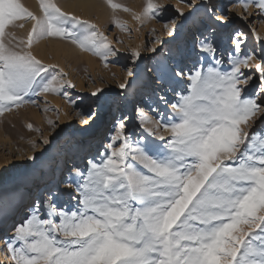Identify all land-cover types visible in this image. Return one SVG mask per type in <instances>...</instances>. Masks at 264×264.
<instances>
[{"label": "snow or ice", "instance_id": "snow-or-ice-1", "mask_svg": "<svg viewBox=\"0 0 264 264\" xmlns=\"http://www.w3.org/2000/svg\"><path fill=\"white\" fill-rule=\"evenodd\" d=\"M243 2L246 6L251 2L264 12V0ZM201 3L212 24L196 44L199 62L187 72L179 66L157 69L161 90L170 84L186 83L191 91L190 95L177 92L179 100L175 103L166 95L158 97L181 118L179 123L169 125L162 113L158 115L170 138L166 140L149 128L133 152L123 118L114 122L102 153L106 159L102 163L89 160L86 172L78 167L70 169V176L82 180L66 181L70 185L68 196L78 207L59 205L55 193L49 190L27 206L21 220L12 223L13 235L7 238L5 247L17 264H264V259L237 261L247 233L236 235L241 224L256 217L258 209L264 210V138L259 140V147L253 145L255 156L248 154L243 159V153L237 155V145L246 151L245 138H251L250 132L239 125L250 119L253 123L264 122V38L252 31L257 46L246 50L249 33L228 31L233 19L228 10L221 9L217 15L211 0ZM169 7L148 0L144 14L164 19ZM42 8L45 20H38L33 30L41 36H67L69 29L56 26L63 24L60 8L51 3ZM175 12L181 18L192 14L180 9ZM24 16L36 19L18 0H0V37L7 24ZM171 22L176 24V18L172 17ZM164 23L168 27L167 19ZM169 32L175 36L177 29L169 28ZM102 36L91 31L82 39L74 34L71 38L80 48H91L97 55H117L99 40ZM132 56L139 58L140 53L133 52ZM257 58L260 62L245 72L243 69ZM225 63L229 70H220ZM47 71L30 53L20 54L0 42V111L23 102V95L34 90L37 77L43 79L41 73ZM128 75L133 72L129 70ZM55 81L52 76L41 85L42 90H53ZM250 87L256 93L242 98ZM91 95L95 107L77 113L82 125L76 128L69 123L66 129L56 132L57 136L66 130L70 137L85 133L96 124L103 114V93L97 90ZM43 144L51 147V140L45 138ZM164 152L168 153L167 159L157 160L156 156ZM188 157L193 158L191 163ZM36 159L29 156L19 167L33 169ZM222 160L235 161L238 166H225ZM37 178L25 171L3 179L0 224L7 225L10 218L14 219L23 199L22 187ZM133 201L140 206L133 207ZM256 218L260 223L255 227L260 228L264 216ZM174 227L178 230L173 231ZM261 240L264 243V237ZM249 253L264 257V247L257 251L248 246L245 257Z\"/></svg>", "mask_w": 264, "mask_h": 264}, {"label": "rangeland", "instance_id": "rangeland-1", "mask_svg": "<svg viewBox=\"0 0 264 264\" xmlns=\"http://www.w3.org/2000/svg\"><path fill=\"white\" fill-rule=\"evenodd\" d=\"M33 1H37L39 6L37 9L30 4V0H18L36 19L24 16L7 24L4 30L6 36L0 37V42H3L7 49L15 50L20 54L30 53L48 71L41 73L43 79L37 77V83L33 86L34 90L23 95V102L0 111V183L6 177H14L25 171L32 172L38 178L31 184L24 185L23 199L17 206L14 219L10 218L7 225H4L3 231H0V238L13 235L12 223L21 220L24 212L27 211V206L38 198L39 184L44 195H47L49 190L55 193L59 205L69 209L78 207L76 202L68 196L66 189L70 185L66 181L73 180L75 183H81L82 180L79 177L70 176L68 167H65L68 159L64 153L71 151L77 157L74 161L75 167L85 172L88 170L89 160L102 163L103 159H106L102 158V153L107 147V138L111 134L114 122L118 123L123 118L133 152H135L137 141L149 128L154 129L157 135H163L166 140L170 138L171 133L165 130L167 126L158 120V115L162 113L169 125L179 123L181 118L171 111L170 105L165 106L158 97L166 95L168 101L175 103L179 100L177 92L190 95L191 91L186 83L170 84L161 90L157 69L164 66L172 69H177V66L184 67L185 72L191 69L199 62L196 44L202 34H208L207 29L212 24L209 12L201 0H152V3L158 6H170L164 17L168 20V27H165L164 19L144 14L148 0H97L96 8L88 6L85 10L78 7L70 9L69 3L75 0ZM189 2L192 3L191 8ZM50 3L60 8L63 24L57 23L56 26L69 29L67 36L47 34L41 36L33 30V25L38 20L41 22L45 20L42 5ZM211 4L217 8V15L220 14L221 9H227L229 16L233 17L228 31L239 29L249 33L246 50L257 46L252 39V31L264 38V12L255 4L249 2L246 6L243 0L240 3H237V0H211ZM175 9H180L185 14L189 12L192 14L181 18ZM172 17L176 18V24L171 22ZM71 18L75 20L72 21ZM169 28H176L177 34L175 36L170 34ZM91 31H95L98 36L102 33L103 36L99 37V40L107 43L118 54L97 55L91 48L82 49L79 44L72 42L73 34L82 39ZM43 44L45 51H42ZM103 51L104 49L101 48V52ZM133 52H139L140 57L133 58ZM258 62H260L258 58L251 60L250 67L243 70L252 71V66ZM207 63L205 60L204 64L207 65ZM129 70L133 72L132 76L128 75ZM151 70H154L156 78L151 79L153 84L150 88H145ZM220 70L228 71V64L225 63ZM204 71H207L206 67ZM52 76L56 77L52 85L53 90L44 92L41 85ZM122 84L125 85L123 89L120 87ZM97 90H102L101 100L104 102L103 114L96 122L101 124L98 133L93 136L94 134L89 132L96 126L95 124L85 133L77 132L70 137L66 130L57 136L56 132L62 128L66 129L69 123L76 128L82 125L83 120L77 113L81 110L86 113L90 108L95 107V98L91 94ZM254 93L256 89L250 87L246 94H242V98L252 96ZM140 99L144 101V109L142 114L137 116ZM157 123L161 126L156 127ZM250 124L251 128L248 127ZM239 127L242 130L247 129L251 138H245L248 145L246 151L242 146L237 145V155L241 156L243 153V159H246L248 154L255 156L257 152L253 145L259 147V140L264 138V122L257 120L253 123L250 119ZM91 136L99 137L95 142L99 141L104 145L99 148L100 152L97 151L98 145L95 142L83 144ZM45 138L51 140V147L43 144ZM156 142L162 143L158 139ZM46 147L47 152L44 151ZM29 156L37 158L34 168L19 167ZM167 156L168 153L164 152L163 155L158 154L156 159L163 161L167 159ZM192 159L186 158L189 163ZM221 162L225 166H238L235 161L222 160ZM49 169H51L50 175L47 173ZM65 174L69 175L68 178ZM131 203L133 207L140 206L138 202ZM189 207L191 208V205ZM261 216H264V210L258 209L256 217ZM256 217L249 218L248 223L239 226L236 235L247 234L237 254V261L264 259L254 253H249L245 257L248 246L257 251L264 247L261 240V237H264V232L261 231L264 229V224H261L260 228L255 227L260 223ZM176 230L178 229H173V231ZM59 238L63 239L62 236ZM18 246L23 247L22 244ZM3 255L12 254L5 247ZM12 264H17L16 259L13 258Z\"/></svg>", "mask_w": 264, "mask_h": 264}, {"label": "bare ground", "instance_id": "bare-ground-1", "mask_svg": "<svg viewBox=\"0 0 264 264\" xmlns=\"http://www.w3.org/2000/svg\"><path fill=\"white\" fill-rule=\"evenodd\" d=\"M31 1V5L33 6V7H36L35 9H37V7H39L37 4L38 3H36L37 1H33V0H30ZM42 2V1H41ZM32 6H30V7H32ZM69 7H70V9H73L74 7H78V8H80V9H86V8H88V6H92V7H94V8H96L97 6H98V3H97V0H75V1H71L70 3H69V5H68ZM11 25V24H10ZM16 25V24H15ZM7 34V33H6ZM5 35V34H4ZM6 36V35H5ZM8 41V40H7ZM9 43H11V42H9ZM42 51H45L44 50V44H43V47H42ZM42 55L44 54V52L43 53H41ZM154 78H156V75H155V72H154V70H151L150 71V73H149V76H148V78H147V84H146V87L145 88H150L151 86H152V82H151V79H154ZM139 92H140V90H139ZM143 92H147L146 90H143ZM146 101V100H145ZM143 103H144V101L142 100L141 101V99H140V105H139V107H138V113H137V116H140L141 114H142V111H143V109H144V106H143ZM98 126H99V129H98ZM101 124L99 125V123H96V126L95 127H92L90 130H89V132H91L92 134H94L93 136H95L97 133H98V130H100L101 129ZM93 136H91V137H89L86 141H84V145H86V144H88L90 141H92V142H95L96 141V139H98L99 137H93ZM91 142V143H92ZM97 145H98V148H97V151H99L100 152V147L102 146H104V145H102L99 141L98 142H95ZM90 145V144H89ZM90 147V146H89ZM88 149V148H87ZM99 149V150H98ZM64 154H66L67 155V164L65 165V167H68V169H69V171H70V169H72V168H74L75 167V163H74V161L76 160V158L77 157H75L74 156V154L71 152V151H66ZM59 155H62V154H59ZM62 163H63V161H62ZM64 163H66L65 162V160H64ZM47 173L50 175L51 174V169H49L48 171H47ZM65 176H66V178H68V174H65ZM32 183V182H31ZM30 183V184H31ZM38 185V184H37ZM24 187V186H23ZM23 187H22V189H21V191L23 190ZM38 187H39V195H38V197H40L42 194L44 195V193H42V191H41V185L39 184L38 185ZM4 227V224H0V231H3V228ZM175 228V227H174ZM6 242H7V237L6 236H3V237H1L0 238V264H12V261H13V257H12V255H10V256H7V255H3V253H4V251H5V245H6ZM7 250V249H6ZM5 260V262H3Z\"/></svg>", "mask_w": 264, "mask_h": 264}]
</instances>
